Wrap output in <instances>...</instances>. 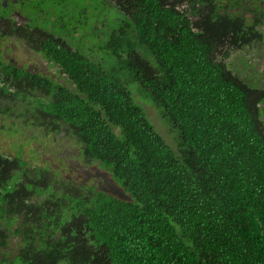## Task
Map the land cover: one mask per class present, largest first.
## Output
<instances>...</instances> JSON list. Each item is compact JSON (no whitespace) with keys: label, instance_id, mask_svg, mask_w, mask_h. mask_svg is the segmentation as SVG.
Instances as JSON below:
<instances>
[{"label":"trees","instance_id":"obj_1","mask_svg":"<svg viewBox=\"0 0 264 264\" xmlns=\"http://www.w3.org/2000/svg\"><path fill=\"white\" fill-rule=\"evenodd\" d=\"M35 1L29 26L45 41L34 47L63 83L47 76L38 90L27 78L30 126L69 135L130 198L63 180L18 145L0 152V264H264V78L247 70L264 57L254 0Z\"/></svg>","mask_w":264,"mask_h":264},{"label":"flooded vegetation","instance_id":"obj_2","mask_svg":"<svg viewBox=\"0 0 264 264\" xmlns=\"http://www.w3.org/2000/svg\"><path fill=\"white\" fill-rule=\"evenodd\" d=\"M32 1L0 0V88L8 90L7 98L9 102L8 110H0V120H5V124H2L3 127L2 125L0 126V134L10 130L7 127L8 119L5 118V116H8L11 118L14 131L10 135L14 136V134L20 133L25 138L22 139L23 142L17 144L21 148H24L29 143L27 142L28 137L23 135L25 128H31V109L27 102L30 98L28 95L30 93L29 89L32 86H37L38 90H41V79L47 76L63 83L62 77L60 78L58 75V65L47 60L43 56L42 50L34 47L35 44H43L45 39L38 36L41 33L39 30L32 29V25L29 26L30 17L26 13V10L29 13L32 12ZM35 2L34 0L36 10L38 6ZM185 2L189 6H192L190 0H185ZM230 2L232 0H218L220 4ZM253 2L254 4L251 6L250 14H254L256 8L264 14V0H254ZM256 3L257 6L255 5ZM199 6L206 8L205 4ZM43 11L40 10V13ZM27 52L30 58L33 57V60H31L32 64L28 58L25 57L21 61L17 56V53H19V57H24ZM240 54V52L236 53L233 59L237 58ZM250 54L248 53V56ZM3 66H8V69L3 71ZM29 77L33 83L32 86L26 84L27 78ZM6 79H8L7 85H5ZM21 106H24L22 110ZM7 111L8 113L5 114ZM9 114H12V116L10 117Z\"/></svg>","mask_w":264,"mask_h":264},{"label":"rangeland","instance_id":"obj_3","mask_svg":"<svg viewBox=\"0 0 264 264\" xmlns=\"http://www.w3.org/2000/svg\"><path fill=\"white\" fill-rule=\"evenodd\" d=\"M18 54L19 53H17V56L21 59V61H23V58L25 57L28 58L30 62L33 60V57H29L28 52L24 55V57H19ZM244 55L245 58H247L248 52ZM238 57H242L243 60L235 58L233 62L237 65H246V63L242 62L247 61V59L244 60L242 54ZM250 60L251 62L249 64L251 67L248 66V72L252 70L257 74H261L263 76L262 78H264V57L257 55L256 59ZM145 108L147 110L148 117L156 126V129L160 132L166 142L174 148L176 140L173 132L169 130L166 124H163L160 121L152 106L145 105ZM2 124H5L4 119L3 121L0 120V126ZM13 133L14 131L10 128V130L0 134V152L13 155L15 153V149L17 148V144L23 142L22 139H25L20 133L14 134V136L10 135ZM23 135L28 138L30 135L36 136L27 145H25L24 148H21L23 157L26 160H29L38 166H50L53 171H57L59 173L60 178L63 180L79 185L94 186L99 190L106 191L123 198H130V195L117 184V182L106 170L98 167L97 165H87L82 161L79 148L69 135L64 133L44 135L42 131L29 127L24 129Z\"/></svg>","mask_w":264,"mask_h":264}]
</instances>
